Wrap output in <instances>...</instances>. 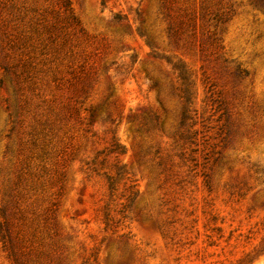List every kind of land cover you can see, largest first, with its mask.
Wrapping results in <instances>:
<instances>
[{
	"label": "rangeland",
	"instance_id": "1",
	"mask_svg": "<svg viewBox=\"0 0 264 264\" xmlns=\"http://www.w3.org/2000/svg\"><path fill=\"white\" fill-rule=\"evenodd\" d=\"M0 264H264V0H0Z\"/></svg>",
	"mask_w": 264,
	"mask_h": 264
}]
</instances>
